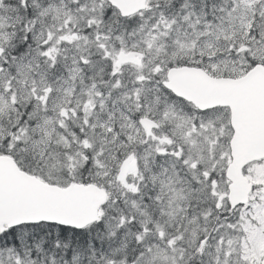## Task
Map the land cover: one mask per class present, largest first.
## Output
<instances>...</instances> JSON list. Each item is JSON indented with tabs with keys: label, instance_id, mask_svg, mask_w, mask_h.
I'll list each match as a JSON object with an SVG mask.
<instances>
[{
	"label": "snow or ice",
	"instance_id": "obj_1",
	"mask_svg": "<svg viewBox=\"0 0 264 264\" xmlns=\"http://www.w3.org/2000/svg\"><path fill=\"white\" fill-rule=\"evenodd\" d=\"M0 264H264V0H0Z\"/></svg>",
	"mask_w": 264,
	"mask_h": 264
}]
</instances>
